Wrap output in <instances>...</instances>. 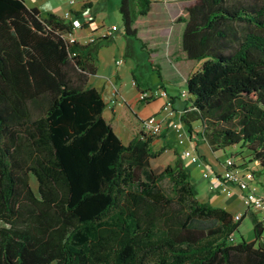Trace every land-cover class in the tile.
Returning <instances> with one entry per match:
<instances>
[{"label":"trees","instance_id":"1","mask_svg":"<svg viewBox=\"0 0 264 264\" xmlns=\"http://www.w3.org/2000/svg\"><path fill=\"white\" fill-rule=\"evenodd\" d=\"M152 5L122 0L125 34L149 55L165 45L185 82L182 123L193 133L199 121L213 151L241 145V167L264 175V0L168 6L167 41L139 35ZM72 31L25 0H0V264H264L254 213L255 239L236 242L249 211L235 220L201 201L177 152L154 169L167 147L141 131L121 140L90 84L99 43H71Z\"/></svg>","mask_w":264,"mask_h":264},{"label":"crops","instance_id":"2","mask_svg":"<svg viewBox=\"0 0 264 264\" xmlns=\"http://www.w3.org/2000/svg\"><path fill=\"white\" fill-rule=\"evenodd\" d=\"M72 1L73 0H70L69 2L73 4L76 3L78 6L82 7L83 11L84 10L86 11V8H88L89 6H92L91 0H74V2ZM25 2L29 7H37L41 11V13L44 15L55 12L54 11L55 9L44 11L41 7L43 0H25ZM152 2H153L152 9L147 19L145 20V25L141 27L139 31V35L144 39L157 38V39H163L167 41V39L171 35L172 28H173L171 18H170L167 8L168 6L171 7V6L185 4L187 0H152ZM70 11H72L74 16L81 19V21L85 24L84 28L80 29L81 33H80V36H78V38L80 39L82 43L86 42V40L91 35H95L96 37H98L105 30V29L98 30V27H96L92 23L91 19H83L81 15L82 11L80 9H71ZM90 29L91 31L88 32ZM182 30H183V25L180 26L179 28V35L182 33ZM113 37L114 35L108 39H112ZM108 39H105V40H108ZM102 40L103 39H99L97 40L96 43H100ZM136 52H137V49L134 48L133 44H128L127 50L124 52L126 57H130V56L134 57L135 62H136L130 65L132 74H133V77H132L133 79L130 83L119 81L122 78L119 67L126 61L125 56H124L125 61L123 58H117L115 62L110 65L108 77L112 81L109 86L106 84H103L100 87H97L92 82L90 83L92 86L97 87L98 89L102 91L103 98L105 102L107 103L106 110L109 109L111 112V119H108L106 117V114H105L106 110L104 112V116L113 125V121L116 120L120 109H130L132 112H134V114L137 117L138 123L133 129L131 134H123L121 136L116 131V128L113 125L116 133L119 135L121 140L125 144H128L141 131L142 123L144 119H146L147 117L151 115H156L157 118L160 119L163 123V130L160 135L150 137L152 138V142H151L152 148L154 150H159L162 147H167L170 149L173 148L174 152H180L179 147L177 145L178 142H176L177 146L176 145L173 146V142H174L173 140L177 139V132L173 126V123L174 122L182 123L181 115L186 105H185V101L184 100L181 101L180 99L182 97L181 92L185 90L186 88L185 82L180 77L175 67L171 64L170 60L167 58L165 45H163L159 50L151 53V55L148 54L147 61H145V63H140L137 61ZM98 56H99V51H98ZM98 60H99V57H98ZM120 60H122V62L118 63ZM152 63H154L156 67L159 68L160 73H161V76L158 75L159 82L156 85L147 83V79H146L147 71L149 67H152ZM98 70H99V66L97 68V73H98ZM134 81H136V84L133 83ZM159 87L165 88V90L168 92L169 97L172 101L173 108L176 110V115L174 117H169L162 110V107L164 105V99L162 98H157L150 102H143L139 100V93L141 91L155 89ZM198 127H199L198 129L193 128L194 129L193 133H190L189 131L184 129L186 133V138L184 142L182 143L179 142V143L186 144L187 141H189V143L188 145L186 144L183 151H181L180 157L183 159L185 163H187L189 170H192V168L196 166L203 167V166H200L198 162L192 161L190 157H187V158L190 159L192 163H188V161L185 160L186 156H184V152L186 150H191L193 153L199 154L202 157V159L206 161L207 166L205 167H210L211 170L217 173H222L225 169V162L220 163V162H217L218 161L217 159L212 160L210 157V153L202 149L203 144H201V141H203L206 144L208 143L205 142L199 134V131L201 130V123H200V126ZM167 151L168 149H166L164 153ZM212 152H215V151L212 150ZM164 153H162V155ZM238 165L241 166L242 164H238ZM248 167H252V168L255 167L254 163H247L242 168L246 169ZM261 177H262L261 174H256V179L254 181L255 185H256V181L264 185ZM191 180L197 189L198 188L197 185L200 183L199 179L191 176ZM208 182H209V185H208L209 190L208 191L204 190L205 192L204 191L202 192V195L199 197L201 201L210 202L215 206L225 208L226 210L231 212L234 216L238 214L243 215L246 211H249L250 213L247 216H250V218L252 219L251 213H254V215L264 224V215L261 212L253 211L251 209H248L246 206H244L243 199H242L243 192L241 190L235 187L234 194L232 196H228V197H231L230 198L231 200L228 203H226L221 199V195H222L221 193L223 192H221L219 188L212 189L211 182L209 179H208ZM256 186L258 189L259 188L258 185ZM197 191L199 195V190L197 189ZM261 193H264V191ZM232 208H237V209H232ZM244 219L245 218H243L242 223L244 222Z\"/></svg>","mask_w":264,"mask_h":264},{"label":"rangeland","instance_id":"3","mask_svg":"<svg viewBox=\"0 0 264 264\" xmlns=\"http://www.w3.org/2000/svg\"><path fill=\"white\" fill-rule=\"evenodd\" d=\"M70 0H43L42 2V9L44 11L55 9L54 13L62 16L65 13L66 10L70 11L71 9H80L82 11V17L83 19H91L92 23L98 27V30L107 29L109 27H112L113 25L118 26V30L115 31L114 37L110 40H102L99 43V60H98V66L99 70L97 75L92 76L90 79V83L92 82L97 87H100L103 84L110 85L111 81L108 77L109 67L112 63L115 62L117 58H123L126 61L119 67L120 73H121V80L122 82H128L130 83L132 81V70H131V64L136 63L134 57H126L125 51L127 50L128 44H133L134 48L137 49L136 52V58L137 61L140 63H145L147 61L148 53L142 49V43L140 40L136 38L128 37L125 34L124 30V24L122 20V15L120 13V5L122 0H91L92 6H89L86 8V11L82 9V7L78 6L76 3H70ZM91 29L88 31L90 32ZM81 31L78 30L76 33L77 36H80ZM97 35V33H96ZM89 37V36H88ZM125 56V58H124ZM147 83L156 85L159 82L158 74L157 72L152 68L149 67L147 71ZM181 101L184 100V98L181 97ZM106 117L108 119H111V112L109 109L106 110ZM137 117L130 109H120L118 112V116L115 121H113V125L116 128V131L122 136L123 134H131L135 126L137 125ZM200 126V122L195 121L193 123V128L198 129ZM184 129L189 131V127L187 125L184 126ZM178 139V137H177ZM177 139H174L173 146L176 145V142L180 152H177V154L181 155V151L185 148L186 144L188 145L189 141H187L186 144H180ZM202 149L206 152L210 153V157L212 160L217 159V162L224 163L229 156L234 155V159L238 164H241L243 162V158L241 157V151L243 152V155L246 156L249 154L247 149H242L241 145H234L229 146L225 149H221L215 152H212L209 145L201 141ZM176 145V146H177ZM168 151L165 152L161 157L152 159L151 164L154 169L157 171H162L167 165L174 164L177 155L176 152L173 151V148H167ZM188 163H192L190 159L187 157L185 158ZM185 163V162H184ZM185 165L188 167L187 163ZM189 169V167H188ZM211 171L210 167H193L192 170H189L192 177H196L199 179L200 183L197 185V189L199 190L200 197L202 195V192L204 190L208 191V179L204 177V171ZM262 182L264 184V175H262ZM31 185L32 187L37 190L38 188V182L34 176L31 177ZM256 185H258V191L263 192L264 191V185L261 183H258L256 181ZM163 186L165 189H168L169 182L168 180H165L163 182ZM205 192V191H204ZM221 199L228 203L231 199V197L226 196L225 194L221 193ZM238 208V207H237ZM232 208V209H237ZM247 239L248 241H251L255 239V232L253 228L252 219L250 216H246L244 219V222L240 225L239 230H237L234 234V238L236 242H239L242 240V238ZM49 264H57L56 261H53Z\"/></svg>","mask_w":264,"mask_h":264},{"label":"built area","instance_id":"4","mask_svg":"<svg viewBox=\"0 0 264 264\" xmlns=\"http://www.w3.org/2000/svg\"><path fill=\"white\" fill-rule=\"evenodd\" d=\"M74 2V0L72 1ZM67 20L72 21L73 31L68 35V39L71 43L79 42L80 39L76 35L78 30L84 28L85 24L75 17L72 11H66L64 16ZM119 28L114 25L110 28L105 29L98 37L91 35L86 42L82 44L96 43L99 39H108L114 35L115 31ZM120 60L118 63H121ZM136 84V81L133 82ZM186 90L181 92L183 98L186 97ZM162 98L164 99V105L162 110L169 116L174 117L176 115V110L173 108L172 101L169 97L168 92L163 87L144 90L139 93V100L143 102H150L154 99ZM173 126L177 132V137L180 143L184 142L186 138V133L184 131V124L174 122ZM163 123L156 115H151L144 119L142 123L141 132L144 134L143 138L158 136L162 133ZM184 156L190 157L192 161L198 162L200 166H207L206 161L202 159L199 154L193 153L191 150H186ZM204 177L209 179L211 182V188H219L227 196H232L234 194V188L237 187L243 192L242 199L243 204L248 209L253 211H259L264 215V193L258 191L257 186L254 184L255 176L252 171L242 168L238 165L234 158L229 157L225 161V169L222 173H217L213 170L204 171ZM242 214L235 215V220H239ZM231 239H234L232 236Z\"/></svg>","mask_w":264,"mask_h":264}]
</instances>
